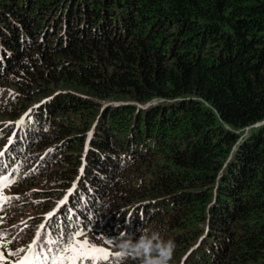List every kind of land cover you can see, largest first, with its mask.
I'll use <instances>...</instances> for the list:
<instances>
[{
    "label": "trees",
    "instance_id": "trees-1",
    "mask_svg": "<svg viewBox=\"0 0 264 264\" xmlns=\"http://www.w3.org/2000/svg\"><path fill=\"white\" fill-rule=\"evenodd\" d=\"M0 85L13 197L71 189L46 240L151 228L171 264H264V0H0Z\"/></svg>",
    "mask_w": 264,
    "mask_h": 264
},
{
    "label": "snow or ice",
    "instance_id": "snow-or-ice-1",
    "mask_svg": "<svg viewBox=\"0 0 264 264\" xmlns=\"http://www.w3.org/2000/svg\"><path fill=\"white\" fill-rule=\"evenodd\" d=\"M16 123L17 125H22L24 121L21 119ZM5 150H7V148ZM3 155L4 152L0 151V156ZM15 183V179H10L9 176L0 175V204H9L13 199H18V197L8 196L4 192L6 188H9ZM71 194L70 190L69 196ZM67 202L68 197H65L60 204L63 206ZM0 210H3V208L0 207ZM60 210L61 209L58 208L57 210L47 214L49 223L54 220ZM47 228L48 224L41 225L42 231L36 235V239L31 245H29L27 250L21 248L11 253V255L19 256L21 252H27L22 259L17 261V264H34V262H39V264H66V262L67 264H78V262L83 261H87L88 264H102V262L109 260L110 253L105 251V249L93 245L89 240L81 241L78 239V237L84 235L83 230H77L71 235L65 234L61 243L59 240L48 241L45 239L47 235ZM111 242L112 241H108V243ZM49 244L55 245V248H49ZM5 249L6 244H0V262L5 260ZM44 250H47L48 255H44ZM53 252L55 254H53ZM120 257L122 258V256ZM117 264H119V261Z\"/></svg>",
    "mask_w": 264,
    "mask_h": 264
},
{
    "label": "clouds",
    "instance_id": "clouds-1",
    "mask_svg": "<svg viewBox=\"0 0 264 264\" xmlns=\"http://www.w3.org/2000/svg\"><path fill=\"white\" fill-rule=\"evenodd\" d=\"M148 103L150 102L145 104ZM24 116L22 115L21 117ZM139 231L140 235L138 238L134 234L121 235L119 241L116 242L117 251H109L112 255H110L108 263H110L111 257L117 253L122 257L132 259L136 264H171L176 249L175 242L172 239L165 240L159 231H154L151 228H142ZM88 233L89 235H101L100 232L93 229H90ZM102 245L108 246L103 240Z\"/></svg>",
    "mask_w": 264,
    "mask_h": 264
},
{
    "label": "rangeland",
    "instance_id": "rangeland-1",
    "mask_svg": "<svg viewBox=\"0 0 264 264\" xmlns=\"http://www.w3.org/2000/svg\"><path fill=\"white\" fill-rule=\"evenodd\" d=\"M0 89H7L10 90V88H8V86L5 85H0ZM246 131V129L244 130ZM34 181H36L37 179V175L34 176ZM42 184L41 183H37L35 188H42ZM16 191V189L14 190ZM13 193V190H7L6 191V195H8V193ZM10 196V195H8ZM33 195L31 193V195H25L23 196V198H18L15 199V204H13L11 207L8 208L7 212L8 213H13L12 215V219L14 218V221H16V223H14L13 227L12 225L9 228V230L11 231V235L10 237L7 238V242L11 243L13 246H11L12 251H16L18 249H25V247L27 246V243L29 242V238H30V232L29 230H31L35 225V221L37 220L38 216H40L41 213V206L43 203H41L40 201L44 199V197H42V195L40 194L39 196ZM22 197V196H20ZM7 217V215H5V212L3 211L2 214H0V220H4ZM23 224V225H21ZM12 227V228H11ZM7 228V229H8ZM8 231V230H6ZM79 240H81V238L78 237ZM82 240H89L93 245L103 248L105 249V251H117V244L114 243L115 245H110V246H104L102 245V239L101 236L99 234H92L87 236L86 238L82 239ZM81 240V241H82ZM5 242V244L8 245V243ZM20 259H22L21 257L19 259H17L13 264H17V261H19ZM67 263V262H66ZM2 264V263H0ZM36 264V263H34ZM80 264V263H78Z\"/></svg>",
    "mask_w": 264,
    "mask_h": 264
},
{
    "label": "water",
    "instance_id": "water-1",
    "mask_svg": "<svg viewBox=\"0 0 264 264\" xmlns=\"http://www.w3.org/2000/svg\"><path fill=\"white\" fill-rule=\"evenodd\" d=\"M146 105V104H145ZM260 123H262V121L261 122H257V123H255L254 125H258V124H260Z\"/></svg>",
    "mask_w": 264,
    "mask_h": 264
}]
</instances>
